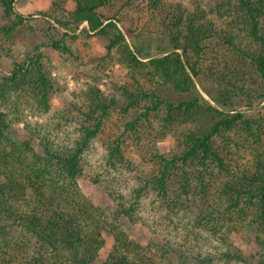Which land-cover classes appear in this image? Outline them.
<instances>
[{
  "label": "trees",
  "instance_id": "1",
  "mask_svg": "<svg viewBox=\"0 0 264 264\" xmlns=\"http://www.w3.org/2000/svg\"><path fill=\"white\" fill-rule=\"evenodd\" d=\"M17 1L0 0L6 57ZM70 1L43 15L49 28L68 37L85 23L122 75L33 128L19 103L49 109L40 53L0 77V264H250L233 243L243 229L264 264V0ZM85 167L106 176L112 209L82 193Z\"/></svg>",
  "mask_w": 264,
  "mask_h": 264
},
{
  "label": "rangeland",
  "instance_id": "2",
  "mask_svg": "<svg viewBox=\"0 0 264 264\" xmlns=\"http://www.w3.org/2000/svg\"><path fill=\"white\" fill-rule=\"evenodd\" d=\"M190 1V0H189ZM54 2L57 0H18L14 4V12L22 17V26L19 27L15 33L13 42L15 46L11 47L9 57L1 54L0 58V77H8L18 67L22 65L23 61L28 56H33L34 53H40L39 64L44 71L47 80L51 84L52 89L49 92V109L45 114L34 115L31 110L19 103V110L24 114L27 120L32 124V128L36 123H45L47 118L52 115H59L65 113L72 107H77V110L83 107V98L85 93L91 88H97L106 93L108 88H111L114 83L120 79L121 71L117 64L110 61L103 62L102 56L105 53L103 45L94 37L84 34L82 28L86 24H82L75 33L66 32L61 28L55 26L56 24L49 20L50 25H53L58 30L67 33L68 37H61L55 31L49 28L48 20L43 15L51 14L55 8ZM74 4L70 0H66L63 9L72 11ZM56 14L61 12L56 11ZM1 11H0V24ZM54 35L57 39H63L69 52L56 51L47 45V37ZM91 35V34H89ZM76 37V39H71ZM5 49V48H3ZM38 52H34V51ZM154 53L153 49H150ZM37 56L34 55V60ZM116 58V56L114 55ZM114 58V59H115ZM30 77V78H28ZM27 80L31 79V75ZM33 110V109H32ZM255 114V113H254ZM257 114V113H256ZM14 129V133L21 139L28 136L22 131V124H18ZM67 130V127H63ZM29 138V136H28ZM34 147L37 148L38 140L34 139ZM157 149L161 154H169V143L166 141L159 142ZM132 158L135 161L140 160L137 154H133ZM239 163L241 159H238ZM103 171V167L96 165ZM85 167L82 177L78 180L79 187L82 193L89 198L91 203L102 209H112L113 204L107 195V191L103 188V183L106 176H98L94 169ZM105 172V171H103ZM97 181V182H96ZM121 186L120 188H122ZM127 191L130 189L127 188ZM131 193V192H130ZM241 231V230H240ZM241 235L232 242L234 246L242 251L245 257L252 256L250 264H257L261 262L259 257V250L253 240L252 234L246 229L241 231ZM236 237V236H232ZM106 240L105 248L99 253V257L103 259L105 252L112 245V239L104 236ZM132 238L144 242L146 239L153 240L152 234L147 229H139L138 227L132 232ZM255 259H254V258Z\"/></svg>",
  "mask_w": 264,
  "mask_h": 264
}]
</instances>
